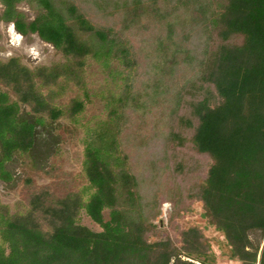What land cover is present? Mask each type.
Segmentation results:
<instances>
[{
    "label": "trees",
    "instance_id": "16d2710c",
    "mask_svg": "<svg viewBox=\"0 0 264 264\" xmlns=\"http://www.w3.org/2000/svg\"><path fill=\"white\" fill-rule=\"evenodd\" d=\"M21 1L0 0V20L10 22L22 35L36 33L67 59L34 70L14 57L0 62V81L38 115L34 121L21 118L18 102L0 91L3 180L10 177L3 163L15 150L29 151L35 125L43 124L44 116L51 121L62 116L75 120L83 111L84 102L78 96L62 106L54 100L69 83L83 88L87 56L104 67L110 59L126 69L133 65L120 33L92 25L71 1L27 0L38 8L28 22L16 9ZM214 1L213 11L207 10L203 0L199 5L210 27L206 37L211 38L204 49L200 76L177 101L178 107H186L176 116L185 134H170L176 146L190 143L210 163L201 182L193 181L184 188L181 200L188 197L189 204L200 202L202 217L222 234L229 260L264 264V238L254 246L248 236L254 229L264 235V0ZM120 5L124 23L136 22L147 10L143 0H124ZM170 13L158 15L164 18ZM171 24L167 23L169 33ZM122 81V90L110 101L115 105L109 108L107 119L86 141L82 168L87 186L53 199L42 190L30 197L25 213H10L0 203V264L214 263L210 239L197 225L180 228L175 238L150 240L158 229L144 210L137 177L127 170L117 149L119 109L130 99L127 77ZM41 87L48 89L45 94L39 91ZM81 211L101 229L93 231L82 225ZM176 213L177 209L171 217Z\"/></svg>",
    "mask_w": 264,
    "mask_h": 264
},
{
    "label": "rangeland",
    "instance_id": "374dc122",
    "mask_svg": "<svg viewBox=\"0 0 264 264\" xmlns=\"http://www.w3.org/2000/svg\"><path fill=\"white\" fill-rule=\"evenodd\" d=\"M69 1L92 25L111 27L119 32L131 51L133 65L126 69L116 59H110L108 67H104L91 56L85 58L83 88L69 83L63 94L54 100L62 106L78 96L84 102L83 111L75 120L62 116L51 121L44 116V123L35 125L34 142L29 151L15 150L3 163L10 177L0 178V203L6 205L10 213H25L30 207V197L42 190L53 199L87 186L82 168L86 141L90 139V132L107 119L109 108L115 105L110 101L122 90V77H127L130 99L119 109L117 149L127 170L137 177L144 210L149 214V222L158 229L150 240L175 238L180 228L197 225L210 239L215 256L213 264H239L227 258L222 234L202 217L200 202L189 204L188 197L181 200L184 188L193 181L201 182L209 159L195 153L190 143L176 146L170 136L174 132L185 134L176 116L186 111V107H178L177 101L190 89V84H196L201 61L206 58L204 49L211 41L206 37L210 27L199 11L202 0H143L147 10L136 22L125 23L120 5L124 0ZM203 1L207 10L216 8L214 0ZM16 9L24 14L26 22L38 14V8L27 0L17 3ZM2 10L0 3V13ZM167 12L171 13L164 18L158 15ZM169 22L172 23L170 33ZM194 56L199 59L194 60ZM13 57L30 70L67 59L36 33L22 35L10 22L0 20V62ZM34 81L38 86L39 80ZM47 90L39 88L43 94ZM0 91L7 92L10 100L18 102L21 118L34 121L38 117L1 81ZM185 96L188 98L189 94ZM176 209L178 213L171 217ZM103 217L108 218L107 210L103 211ZM79 222L93 231L101 229L83 211ZM248 236L254 246L263 242L260 230H250Z\"/></svg>",
    "mask_w": 264,
    "mask_h": 264
}]
</instances>
